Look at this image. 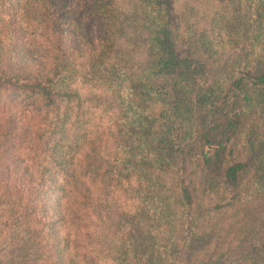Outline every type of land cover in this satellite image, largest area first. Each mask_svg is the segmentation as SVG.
I'll return each instance as SVG.
<instances>
[{
	"label": "trees",
	"instance_id": "16d2710c",
	"mask_svg": "<svg viewBox=\"0 0 264 264\" xmlns=\"http://www.w3.org/2000/svg\"><path fill=\"white\" fill-rule=\"evenodd\" d=\"M181 1L0 0V264H264V0Z\"/></svg>",
	"mask_w": 264,
	"mask_h": 264
},
{
	"label": "rangeland",
	"instance_id": "374dc122",
	"mask_svg": "<svg viewBox=\"0 0 264 264\" xmlns=\"http://www.w3.org/2000/svg\"><path fill=\"white\" fill-rule=\"evenodd\" d=\"M185 2H188L190 6H194V8H202V10H199V12L196 13V15H200L206 6L202 5V0H182L179 3V10H183L185 8ZM202 25V23H200ZM5 246L2 245L1 237H0V257L3 261H6L8 257L5 254Z\"/></svg>",
	"mask_w": 264,
	"mask_h": 264
}]
</instances>
